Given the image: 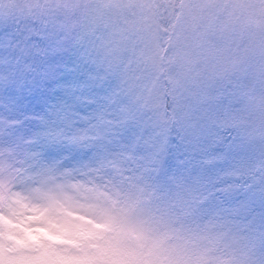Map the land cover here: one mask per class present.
<instances>
[{"label": "clouds", "instance_id": "1", "mask_svg": "<svg viewBox=\"0 0 264 264\" xmlns=\"http://www.w3.org/2000/svg\"><path fill=\"white\" fill-rule=\"evenodd\" d=\"M0 264H264V0H0Z\"/></svg>", "mask_w": 264, "mask_h": 264}]
</instances>
